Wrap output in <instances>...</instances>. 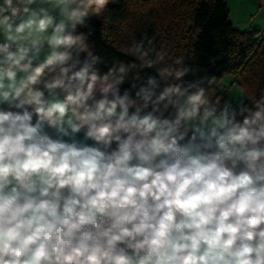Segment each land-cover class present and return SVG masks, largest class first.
<instances>
[{
  "label": "clouds",
  "instance_id": "1",
  "mask_svg": "<svg viewBox=\"0 0 264 264\" xmlns=\"http://www.w3.org/2000/svg\"><path fill=\"white\" fill-rule=\"evenodd\" d=\"M110 2L0 0V264H264V88L146 37L109 66Z\"/></svg>",
  "mask_w": 264,
  "mask_h": 264
},
{
  "label": "trees",
  "instance_id": "2",
  "mask_svg": "<svg viewBox=\"0 0 264 264\" xmlns=\"http://www.w3.org/2000/svg\"><path fill=\"white\" fill-rule=\"evenodd\" d=\"M256 1L258 7L264 5V0ZM78 31L91 32L89 42L109 66L114 59L134 62L126 50L146 37L157 51L168 53V63L184 57L194 72L186 79L215 77L213 87L223 98L228 94L219 82L226 75L249 93L264 88V32L235 27L226 0H111L99 17H90ZM98 67L107 71L104 64ZM145 74L156 73L145 69ZM130 84L121 85V93Z\"/></svg>",
  "mask_w": 264,
  "mask_h": 264
},
{
  "label": "rangeland",
  "instance_id": "3",
  "mask_svg": "<svg viewBox=\"0 0 264 264\" xmlns=\"http://www.w3.org/2000/svg\"><path fill=\"white\" fill-rule=\"evenodd\" d=\"M229 9V19L239 29L257 27L264 28V5L258 7L256 0H226ZM238 7V8H237ZM262 20V21H261ZM252 24V25H251ZM232 75L224 76L219 84L226 83L227 89L230 86ZM240 86L233 85L229 91V97L234 100L238 97ZM82 138V136H78Z\"/></svg>",
  "mask_w": 264,
  "mask_h": 264
},
{
  "label": "crops",
  "instance_id": "4",
  "mask_svg": "<svg viewBox=\"0 0 264 264\" xmlns=\"http://www.w3.org/2000/svg\"><path fill=\"white\" fill-rule=\"evenodd\" d=\"M238 8V7H237ZM262 21V20H261ZM233 24V23H232ZM252 25V24H251ZM248 29V28H247ZM262 32H264V28H262ZM230 84L233 86V85H237V82L234 80V77L232 76L231 80H230ZM229 87V89H227V86H226V83H223V84H219V88L221 89H224V90H227V94L229 96V91L231 89V87ZM0 107H6V106H0ZM78 136H82V134H78ZM89 143H91V141H89Z\"/></svg>",
  "mask_w": 264,
  "mask_h": 264
}]
</instances>
